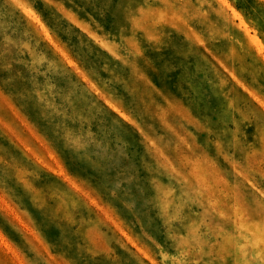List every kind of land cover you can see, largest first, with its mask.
<instances>
[{
  "label": "rangeland",
  "instance_id": "374dc122",
  "mask_svg": "<svg viewBox=\"0 0 264 264\" xmlns=\"http://www.w3.org/2000/svg\"><path fill=\"white\" fill-rule=\"evenodd\" d=\"M252 26L264 0H0V264H264Z\"/></svg>",
  "mask_w": 264,
  "mask_h": 264
},
{
  "label": "crops",
  "instance_id": "0c3cea01",
  "mask_svg": "<svg viewBox=\"0 0 264 264\" xmlns=\"http://www.w3.org/2000/svg\"><path fill=\"white\" fill-rule=\"evenodd\" d=\"M253 27V26H252ZM254 30H258L259 33L261 34L262 38H263V42H264V33L260 30V28L257 27H253ZM54 35V34H53ZM55 37V36H54ZM57 41V38H56ZM48 46H50V48L52 49V51L58 56V58L63 62L64 66H67V57L66 54H63V51L65 50L67 52V49L64 45H62V42H60L59 40L57 41L59 43V45L57 46L56 43H51L50 41L46 40L45 41ZM71 59L73 60V62L75 64H77L80 67V61L77 58H74L71 56ZM81 81L85 82L86 86L89 87V83L86 82V80L82 77ZM91 84L96 85L97 87H100V84L98 83V81L96 79H94L91 75L89 76V80ZM84 84V83H83ZM90 89V87H89ZM102 89V88H101ZM254 93L258 96V97H262L264 98V93L260 92L259 90H256V88H254ZM93 94H95L94 92H92ZM108 94V93H107ZM96 96H98L97 94H95ZM109 96V94L107 95ZM17 105V104H16ZM15 107L17 108V111L19 112V114L25 119L26 123L28 124L27 126L34 129L42 138L43 141L45 142V144H47L48 146H50L52 148L51 142L48 139L47 135L45 132H43L41 129V124L37 121H35L33 118L30 117V115L25 112L24 110H22L18 105ZM55 152L58 154V151L55 150ZM59 157H61L60 159H62L65 163L64 158L59 155ZM65 165L67 166V164L65 163Z\"/></svg>",
  "mask_w": 264,
  "mask_h": 264
},
{
  "label": "trees",
  "instance_id": "16d2710c",
  "mask_svg": "<svg viewBox=\"0 0 264 264\" xmlns=\"http://www.w3.org/2000/svg\"><path fill=\"white\" fill-rule=\"evenodd\" d=\"M94 95V94H93ZM95 97H97L96 95H94ZM111 96L115 99V100H117V101H119V97L118 96H116L115 94H111ZM101 104H103V106H105V107H107L105 104H104V102H102L101 101ZM124 106H126V105H124ZM127 107V106H126ZM128 108V107H127ZM138 133V132H137Z\"/></svg>",
  "mask_w": 264,
  "mask_h": 264
}]
</instances>
